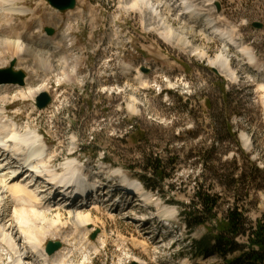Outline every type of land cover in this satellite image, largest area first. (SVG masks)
I'll use <instances>...</instances> for the list:
<instances>
[{"label":"rangeland","instance_id":"374dc122","mask_svg":"<svg viewBox=\"0 0 264 264\" xmlns=\"http://www.w3.org/2000/svg\"><path fill=\"white\" fill-rule=\"evenodd\" d=\"M130 5L125 0H75L73 9L59 11L46 0H15L14 6L26 13L12 15L7 37L18 34L33 44L44 34L57 46L47 53L53 56V67L46 71L0 51V68L14 59L13 69L26 76L22 88L43 85L51 100L38 109L35 98L23 99L18 87L7 86L0 91V107L6 105L8 119L18 126L40 130L42 158L50 157L53 172L62 171L61 163L72 153L84 179L115 174L128 188L127 183L137 181L145 152L165 161L174 158L172 177L158 192L142 188L146 200L140 212L159 211L183 235L177 232L161 241V232L140 223L139 207L132 205L131 212L98 195L102 209L92 213L97 221L77 231L67 222V211L53 203L57 209L48 217L58 210L65 224H38L48 229L39 238L60 242L50 255L51 264H224L216 253L194 249L206 229L187 233L180 203H191L201 187L219 196L218 218L232 205L250 221L264 215V0H212L213 21L235 45L228 48L229 38L204 29L201 21L185 50L163 40L150 27L148 15ZM160 13L171 17L167 5ZM172 19L178 30L183 20ZM255 21L262 27H253ZM46 27L53 32L48 34ZM222 50L231 75L211 64ZM230 175L239 181L233 183ZM171 198L176 202H169ZM94 200L85 208H95ZM0 264H13L2 248Z\"/></svg>","mask_w":264,"mask_h":264},{"label":"bare ground","instance_id":"6f19581e","mask_svg":"<svg viewBox=\"0 0 264 264\" xmlns=\"http://www.w3.org/2000/svg\"><path fill=\"white\" fill-rule=\"evenodd\" d=\"M125 1L130 2L131 8H137L148 15L150 27L157 30L163 40L169 43L175 42L184 50L191 45L193 38L196 37V29L199 30L201 28V21L205 22L204 29L209 28L217 31L221 39L229 38L230 42H225L228 48L235 45L233 39L227 35L228 31L222 26L217 27V22L213 21L215 17L213 16V8H211L212 0H206L207 3H204L203 0ZM14 3L15 0H0V20L4 19L5 21L4 24L0 23L1 53L10 52L12 55L19 57L22 62H27L29 59L34 65L36 64L37 68L52 71L53 56L47 53L49 52L48 48L49 50L55 49L57 46L54 45L55 43L50 42L47 36L42 33L37 35L33 44L24 42L18 34L14 35L13 33L14 38L11 36V38L7 37V30L13 19L12 15L14 13L20 15L26 13V9L16 7ZM166 5L170 7V16L173 19L184 21V25H182V21L178 30L173 27V21L170 20L171 17L169 18L160 13V10ZM187 30L192 33L191 39L186 35ZM39 47H47V50H42ZM52 51L50 52H55ZM224 52L222 50L211 64L223 74L231 75L229 61ZM35 69L32 68L33 73H37V69ZM23 85L0 83V91L6 90L7 86H15L20 89L18 92L21 98L32 100L45 91L43 85L27 87L26 91L22 88ZM5 110L6 105L0 107V248L7 251L13 264H51L52 256L45 251L47 238H39V234H45L44 232H48V229L43 228L42 225L38 227V224L48 223L49 226L55 228L58 224L62 223L64 225L65 223L62 222L60 218L62 215L58 210L55 216L52 218L48 217L56 205L51 202L52 198L47 197L46 193L51 190V186L58 188L67 186V190L70 193H75V187H81L83 184L84 176L79 166L72 159V153L71 156L66 158V161L61 163L62 171H51L53 169H49L48 165L51 163L50 157L47 156L46 160L41 157L40 140L42 144L44 140L40 137V130L33 129L28 125L24 127L18 126L14 119H8ZM10 142L11 144H9ZM23 175H27L25 179L31 178L32 181L29 183L24 182L25 179L19 181V178L21 179ZM118 176L116 175L117 178ZM54 179L57 181H54ZM125 181L121 179L120 185H123ZM127 185L129 190L131 189L135 194H140L143 197V187L139 182L133 181L132 183H127ZM34 186L35 188H33ZM88 187L82 185V190L85 194L88 193L86 190ZM124 192L128 191L124 190ZM6 193H8L7 196ZM96 197L97 200L93 205L95 208L87 209L85 208L86 202H81V200L77 202L73 199L64 207L70 217L67 222L71 227L79 231L78 229L84 228L86 225L91 224L92 221H97L92 219V213L102 209L99 203L103 200L98 195ZM106 203L107 201H104L102 206H105ZM136 206V208L139 207V205ZM41 207H43V210ZM111 208H113V205Z\"/></svg>","mask_w":264,"mask_h":264},{"label":"trees","instance_id":"16d2710c","mask_svg":"<svg viewBox=\"0 0 264 264\" xmlns=\"http://www.w3.org/2000/svg\"><path fill=\"white\" fill-rule=\"evenodd\" d=\"M221 92L226 93L223 88ZM224 127L230 129L228 122L224 120ZM141 171L136 178L145 189L159 191L165 180L172 177L169 166L176 160L168 158L166 161L155 153H144L141 159ZM231 181L237 183L238 177H232ZM219 196L204 188H197L193 200L189 204L180 203V216L188 233L197 227L204 226L206 233L194 245L198 251H211L223 259L224 264H264V215L254 221H250L238 206L228 207L222 218L217 217ZM169 202L176 201L169 199ZM215 225H208L207 222ZM244 238V241H240Z\"/></svg>","mask_w":264,"mask_h":264},{"label":"water","instance_id":"95a60500","mask_svg":"<svg viewBox=\"0 0 264 264\" xmlns=\"http://www.w3.org/2000/svg\"><path fill=\"white\" fill-rule=\"evenodd\" d=\"M48 3L59 9V10H65L70 9L75 6V0H47ZM253 27L255 28H261L262 23L259 21H255L252 23ZM46 31L48 34H51L53 30L51 28H46ZM15 64V60L12 59L10 62V65L6 68H0V83H12V84H18L23 85L24 84V77L25 74L21 70H14L13 66ZM51 100V97L46 92H41L36 97V106L38 108H44L49 101ZM96 235V232H93L91 237L94 238ZM60 247L59 241H52L49 240L46 243L45 251L48 254H52Z\"/></svg>","mask_w":264,"mask_h":264}]
</instances>
